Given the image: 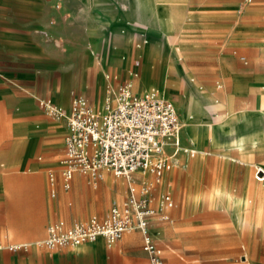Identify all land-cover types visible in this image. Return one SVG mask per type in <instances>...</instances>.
Returning <instances> with one entry per match:
<instances>
[{
    "label": "crops",
    "instance_id": "crops-1",
    "mask_svg": "<svg viewBox=\"0 0 264 264\" xmlns=\"http://www.w3.org/2000/svg\"><path fill=\"white\" fill-rule=\"evenodd\" d=\"M46 1L45 3L44 0H0V109H5L8 113L6 116L0 115V140L4 138L10 139L6 149L5 161L2 162L0 160V169L5 171L29 170L35 175L33 176L35 179L32 183L33 185H7L5 181H0V189L13 186L46 187L40 172L48 170L49 183L52 186L51 196H54L53 200L49 198L43 199L41 217H39L33 231L26 234H17L12 228L9 230V234L12 237H6L4 240L15 239L26 242L22 244L23 246L15 249L10 248L12 244L2 246L0 248V264H147L149 257L143 248L144 238L140 229L126 231L112 246H108L103 236L98 237L94 241L84 242L79 246H60L50 249L37 244L39 240L46 237L50 223L64 220L69 225L74 224L72 222L83 219L86 216L85 212H87V209L81 212L75 210V207L70 206L66 202L69 194L64 190H68L71 185L69 188L64 187V179L61 174V166L58 165V157L63 150L65 154V136L68 132V123L66 124L63 118L55 119L47 114L45 110L40 113L34 96L22 94L21 89L28 87L29 83L32 82L37 85L41 80L40 77H51L55 72L56 63L58 64L60 61H62L61 75L70 77L71 82L76 80L79 85H83L89 69H93L91 74L102 85L104 82L103 71L107 67L108 60H111L112 63L108 65L110 68L118 67L124 69L126 63L121 60L119 55L122 52H127L137 55L141 59L140 69H130L129 77L125 79L133 80V89L136 93H143L154 79L161 83L162 87L158 89H161L160 94L163 97H165L162 94L165 89H167L169 94L181 91L180 87L177 90L176 87H167L166 84L165 70L168 69L169 45L165 42V34L162 33L160 39L154 38L147 45L143 44L140 33L146 30L147 17L143 13L138 17H133V13L136 10L148 12L152 26L163 29V24L156 21L157 15L155 12H181V18L175 23L176 28L181 31L180 24L183 13L187 12L189 16L193 17V14L195 16V13L204 10L225 11V5L218 8L220 0H79L84 10L89 11V15L93 16L105 29V33H112L115 36V45L104 48V50L99 52V56L97 55L98 53L91 54L86 48L75 55H71L70 47L65 45V42H63L64 48L62 50L56 49L53 41V35L56 32L54 23L55 6L53 0ZM63 5H68L67 0H64ZM170 17L172 18L171 15ZM63 26L65 28V25ZM136 38L137 41L140 40L143 44L141 48L135 49L133 47ZM193 49L188 45L187 51L182 54H187ZM180 59L181 57H179L177 62L183 63L179 62ZM178 66L182 69V72L187 73L180 65ZM185 68L189 70L186 64ZM189 71L194 75L196 73L193 70ZM246 71L245 67H241L233 73L242 75ZM157 72L161 75V81L154 77ZM134 73L137 75L134 76ZM176 75L181 76L180 74ZM109 76L110 74H107V77ZM168 76L169 73L166 77ZM255 80L257 81L258 77H255ZM151 88L156 87L150 86L149 89ZM206 89L214 91L213 93L226 91L227 89L234 91L235 102L241 106L245 102L238 101L237 94L251 90L255 95L254 90L257 88H251L243 80L237 79L233 81L232 87H227L223 90L214 87ZM76 94L84 95L79 92L73 93L69 109H65L66 113H69L72 99ZM57 96L58 93L56 92V98ZM166 98L171 99L176 104L180 117L179 107L175 99L172 97ZM53 102L57 106L63 107L56 103L55 100ZM94 102L97 104L99 101L95 99ZM180 120L184 123L183 117L182 119L180 117ZM181 142L184 147L194 149L196 151L195 155L191 156L184 151L178 153L173 167L165 171L159 181L151 173L143 174L137 172L135 174L139 186H141L142 180H148L152 183L150 196L152 197V204L157 208V212L150 219V231L162 250L164 264H172L173 257L176 260V264H183L185 258L183 253L187 251L192 253L208 252L204 255L191 254L188 257L190 262L187 261V264H264V260L260 262L258 258H250V260L249 255L243 256L240 254L245 251L251 252L254 247L258 248V244L254 245L250 239L245 237L250 235L263 237L264 222L262 223L263 227L229 229L228 233H223V235H234L238 237L236 238L237 242L232 244L230 239H226L223 241L222 247H216L214 244L182 243V233L190 224L189 221L193 215V213H190L189 208H192V210L196 209L199 202H201L200 199L203 197L193 188L202 185L212 188L205 192L204 196L212 195L224 201L231 213V217L238 224L240 218L247 219L249 217L251 220H264V209L258 215L255 210L253 212L249 211L252 207L257 206V203L259 204L261 199L260 181L264 179H255L251 161L243 158L246 156V152L251 150L249 146L224 148L208 152L204 147L196 150L194 141L190 143V141L184 140L183 129L181 130ZM38 145L46 153L45 160H42V156L39 155L38 160L29 162ZM179 154L181 156L184 155V158L180 157ZM259 154L258 151V156ZM233 156L238 158H232ZM254 161L261 162L259 159ZM243 162L246 165H243ZM29 163L30 167L28 166ZM56 167L59 168L56 169ZM259 168L264 171L263 167ZM172 170L174 171L171 174ZM52 171L56 174L54 183L50 181V173ZM80 173L77 172L74 175V177H78L77 182L82 179ZM107 178L102 181L99 188V190L102 188L104 193H108L109 196L107 205L103 201L98 203L99 216L97 217L101 219L108 215L109 212L107 213V211L110 203L117 204L116 202L125 193L128 195V181L125 178L127 185L123 180L116 179L117 181H115L112 179L108 181ZM168 179H171L169 187L166 186ZM13 184L25 183L13 181ZM118 184L119 187L121 185L120 188H118ZM188 186L191 188L190 192L186 191ZM228 187L243 188V192L241 195H236ZM252 187H258V189ZM170 188H173L175 192L178 206L172 212L173 207L176 205L174 200V206L166 210L170 215V219H162L161 214L165 210L160 209V204L158 205L156 199L166 192L172 195L170 191H167ZM227 192L233 194L236 200L232 201L231 195ZM246 198L250 200L247 201ZM233 202L234 205L231 207ZM61 203L68 205L75 211L82 213V215H72L69 218L63 217L57 211V206ZM103 206L105 207L101 208ZM88 211L91 212L92 208L88 209ZM173 216L178 221L174 229L175 236L181 242L168 244L164 240H166L172 227L165 221L174 222ZM49 221L51 222L47 225ZM39 237L41 238L37 239ZM240 241L243 242L240 243ZM260 244V247L263 246L262 240ZM215 252L218 254H214ZM236 253H239V256Z\"/></svg>",
    "mask_w": 264,
    "mask_h": 264
},
{
    "label": "rangeland",
    "instance_id": "rangeland-1",
    "mask_svg": "<svg viewBox=\"0 0 264 264\" xmlns=\"http://www.w3.org/2000/svg\"><path fill=\"white\" fill-rule=\"evenodd\" d=\"M44 2L46 3L47 1L44 0ZM53 3L55 6L54 23L56 26L53 41L56 49L62 50L64 48L63 42H65V45H69L70 47L71 55H75L80 50L86 48L91 54L98 53L97 55L100 56L99 52L104 50V48L115 45L114 34L108 32L105 33V29L94 19L93 16L89 15V11L84 10V7L79 0H67V6L63 5L64 0H53ZM222 5H225V11L204 10L195 13V16L193 14V17L189 16V13L187 12L183 13L184 15L180 24L182 34L175 26L176 21L181 18V12H155L157 15L156 21L163 24V29L152 26V21L149 19L150 14L148 12L136 10L133 13V17H138L141 13L145 14L147 17L146 32L144 31L140 33L142 35L143 44L147 45L154 38L160 39L162 33L165 34V42L169 45L167 56L168 69L165 70L166 84L167 87H176L177 90L180 88L182 90L169 94L167 89L164 88L165 92L162 94H164L165 97H172L175 99L176 103H178L180 117L181 119L183 117L184 120V127H182L184 140L190 141V143L191 141H196L195 143L197 144L203 142V147L207 152L216 151L224 148H235L236 146L233 144L232 137H234V135L238 136L241 132L246 134L250 130L248 132L249 134L247 133L246 136L257 138V143L254 146L249 147L251 150L247 151L246 156L243 158L251 161L253 176L255 179H257V175H260L259 177L264 179V171L261 168L258 169V167L264 168V114L258 111H252L255 104V95L253 91L250 90L248 92L237 94L238 101L246 102V108L252 112L242 113L239 120H234L230 125L226 126L233 128L234 134L232 135H226L223 132V124L220 123L219 112L209 106L198 107V109H195L199 113L198 119L211 120V122H213V130L209 131L206 128L207 126L202 125L196 129L193 128L195 129V131H193L197 132V135H194L191 129L194 123H189L190 119L180 105L181 95L187 93L186 86H184L183 83L181 84V82L188 83L190 87H192L190 85L192 81V83H195L198 87L200 86L204 89L214 87L223 90L227 87H232L233 81L239 79L243 80L249 87L257 88L258 91L264 93V0H220L218 8H221ZM63 25H65V28ZM172 36L176 39L174 44L169 42V38ZM180 37L183 40H181ZM143 44L140 40L137 41L136 38L133 47L138 49L141 48ZM139 45L141 46L139 47ZM188 45L194 48L193 51L188 52L187 54H182L187 51ZM119 56L121 60L126 63V67L124 69L118 67L110 68L108 65L112 63L111 60H108L107 67H105L103 71L104 82L102 85L99 84L97 79L91 74L93 69H89L87 73L88 76L83 85H79L76 80L71 82L70 77L61 75L62 61H60L58 64L56 63L55 72L51 77H40L41 80L37 85L33 82L29 83L28 87H23L21 89V92L26 96H34L37 105L39 106L40 113H43L44 110L40 105L41 99L46 98L51 101L55 100L56 103L63 106V109L68 110L73 93L78 92L83 93L89 99L92 106L95 108H101L104 98L109 92V87H118L121 84V81L129 77L130 69H140L141 59L139 56L127 52H122ZM124 56L125 58H123ZM179 57H181L179 62L183 63L177 62ZM185 64L189 70L196 72L195 75L185 68ZM178 65L187 71V73L184 71L182 72V69ZM241 67L247 69L244 74L233 73L238 71ZM168 73L169 76L166 77ZM171 73L180 74L181 76ZM107 74H110V76L107 77ZM154 77L157 80L161 79L159 72L155 73ZM255 77H258L257 81L255 80ZM46 78L49 79L46 80ZM150 86H155L157 89L162 87L161 83L154 79L144 92H146ZM56 92L58 93L57 98ZM95 99L99 101L97 104L94 102ZM239 105L240 104H238V106ZM1 114L4 116L8 115L5 109H0V115ZM62 117L67 124V115ZM54 118L56 119V117ZM186 122L188 124H186ZM199 123L203 124V122ZM193 138H195V140H193ZM9 143L10 139L4 138L0 140V160L2 162L5 161L6 149ZM258 151L261 154H259V156ZM39 155L42 156V160H45L46 153L40 148V145L36 147L29 162L38 160ZM64 155L63 150L58 157V165L60 166ZM179 156L184 158V155L181 156L179 154ZM232 158L238 157L233 156ZM255 159H259L261 162L254 161ZM242 164L246 165L245 162ZM28 166L30 167V163ZM58 168L59 167H56V169ZM173 171L174 170L171 171V174ZM80 174L82 179L77 182L78 177L75 176L71 180V187L68 190H64L69 194L66 202L70 206L75 207V210L81 212L87 209V212H85L86 216L83 219H79L72 223L87 221L94 215L99 216L97 209L99 205L98 203L103 201L106 205L108 204V193L105 194L102 188L99 190L102 181L108 176V181H111L112 179L115 181L123 180L126 183L124 177L116 176L110 171H105L100 178H96L89 173L81 172ZM40 175H42L46 187L13 186L0 189V236L3 235L0 237V244L3 246L26 242L15 239L6 241L4 239L6 237L9 238V236L12 237L9 234L11 228L15 230L17 234H26L33 231L35 229V224L38 222L39 217H41L43 199H54V196H51L52 186L49 183V171H42L40 172ZM33 176H35L34 173L29 170L5 171L0 169V181H5L7 185H33L32 183L35 181ZM13 181H19L25 184H13ZM169 183H171V179L167 180L166 186L169 187ZM120 187L118 184V188ZM260 187L261 199L259 200V204L257 203V206H254L249 210L252 212L255 210L257 215L264 209V180L260 181ZM228 188L232 189L236 195H241L243 192V188ZM252 188L258 189V187ZM194 189H196L200 196L203 197L200 199L201 202H199L196 209L192 210V208H189L190 213H193V215L189 221L190 224L182 233V243L199 245L214 244L216 247H222L223 241L226 239H230L232 244L237 242L236 238L238 237H235L234 235H223V233H228L229 229L237 227H263L262 223L264 220L258 221V219L252 220L251 224L247 223L243 226H238L236 221L231 217V213L224 201L212 195L204 196L205 192L212 188L202 185L193 188V190ZM190 190L191 188L188 186L186 191L190 192ZM167 191L172 193L176 203L175 207L172 209L173 212L178 206V200L175 197L173 188H170ZM126 196L127 193H125L116 203H122ZM156 200L158 201V205L161 204V196ZM113 205V203H110L107 213ZM104 207L105 206L101 208ZM90 208H92L91 212L88 211ZM75 210L63 203L57 206V211L62 214L63 217L67 218L72 215H82V213ZM173 218L174 222H169V220L165 221L172 227L166 240H164L168 244L181 242L180 240L178 241V237L175 236L174 229L178 221L174 216ZM50 222L51 221H49L47 225ZM40 238L41 237L37 239ZM245 238L250 239L254 245L258 244V248L254 247L251 252L245 251L240 254L243 256L249 255V259L258 258L259 262L263 261L264 236L250 235ZM261 240L263 241V246L260 247ZM242 242L243 241H240V243ZM207 253L208 252L192 253L187 251L186 253H183L185 255L183 264H187V261L190 262L188 257L191 254L204 255ZM214 254L218 253L215 252ZM236 254L239 256V253ZM172 264H176L174 257L172 258Z\"/></svg>",
    "mask_w": 264,
    "mask_h": 264
},
{
    "label": "built area",
    "instance_id": "built-area-1",
    "mask_svg": "<svg viewBox=\"0 0 264 264\" xmlns=\"http://www.w3.org/2000/svg\"><path fill=\"white\" fill-rule=\"evenodd\" d=\"M133 87L132 79L118 87L110 86L101 108H94L84 95L76 94L69 113L50 99L40 100L52 117L67 115L65 155L61 160L64 187H70L77 172L100 178L105 171H111L128 181V195L122 203L114 204L105 218L93 216L71 225L64 220L50 223L46 237L37 244L50 249L79 246L103 236L112 246L126 231L140 229L149 257L147 264H163L162 250L150 231V219L157 212L150 196L152 183L142 180L139 186L135 174L151 173L159 181L173 167L178 153L194 156L196 151L182 145V123L174 102L162 97L157 88L139 94ZM50 181H56L53 171ZM174 204L170 193L162 194V219H170L166 210Z\"/></svg>",
    "mask_w": 264,
    "mask_h": 264
},
{
    "label": "bare ground",
    "instance_id": "bare-ground-1",
    "mask_svg": "<svg viewBox=\"0 0 264 264\" xmlns=\"http://www.w3.org/2000/svg\"><path fill=\"white\" fill-rule=\"evenodd\" d=\"M175 40L176 39H175L174 36H172L171 38H169V42L171 44H174L175 43L174 42ZM182 83H183L184 86H186L187 93L181 95L180 105L183 107L185 113L187 114L188 118L190 119L189 123H194L193 126L191 127L192 132L194 133V135H197L196 134L197 132H194L195 129L197 127H199V126H202V125L207 126L206 128L209 131H212L213 130L212 129L213 128V122H211V120H201V119H198V117H199L198 114L199 113L195 109V108L198 109V107L209 106L212 109L217 110L219 112V114H220L219 115L220 116V123L223 124V126H222L223 132L226 135H232V134H234L233 128L226 127V126L230 125L234 120H237V119L239 120V118L241 117L240 115L242 113H244V112L246 113V112L258 111V112H261V113L264 114V93L261 92V91H258L257 89L254 91L255 92V99H254L255 100L254 101L255 104L253 106L254 109L252 111H250L245 106L246 102L243 103L241 106L240 105L239 106L237 105V103L235 102V92L234 91H230L229 89H227L226 91L223 90V91H217L216 93H213L214 91L204 89V88H202L200 86L198 87V85L195 84V83H192V81H191V84H190L192 87H190L188 85V83L181 82V84ZM159 93H160V90H159ZM175 106H176V104H175ZM58 107L61 108V109H63V107H60V106H58ZM65 115H66V113H65ZM59 118H63V117H59ZM199 122H203V124L202 123L200 124ZM181 123H182V127H184V123L182 122V120H181ZM186 124H188V123L186 122ZM193 128H195V129H193ZM221 132H222V130H221ZM246 134H244V133L241 132V133L238 134V136L237 135L236 136L234 135V137H232L233 144L236 147H240V148H242V147H248V146L249 147L250 146H254L257 143V138H254V137H251V136H246ZM203 139H202V141H203ZM193 140H195V138H193ZM195 148H196V150L197 149H203V142H201L200 144L195 143ZM257 178L258 179H262L258 175H257ZM213 193H214V191H213ZM227 193H229V192H227ZM230 195H231L232 201H235L236 198L234 197V195L233 194H230ZM243 199H244V197H243ZM246 200L249 201L250 199L249 198H246ZM251 203H252V200H251ZM233 205H234V202H233V204H231V207H233ZM250 208H251V205H250ZM251 222H252V220L249 219V217H247V219L240 218L238 224H239V226H243V225H245L247 223H250L251 224ZM21 244H23V243H16V244H12V245H21Z\"/></svg>",
    "mask_w": 264,
    "mask_h": 264
}]
</instances>
